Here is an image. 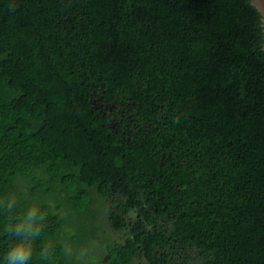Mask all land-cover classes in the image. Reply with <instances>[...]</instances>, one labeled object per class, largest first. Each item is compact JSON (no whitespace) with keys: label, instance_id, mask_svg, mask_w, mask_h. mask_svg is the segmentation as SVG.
I'll return each mask as SVG.
<instances>
[{"label":"trees","instance_id":"trees-1","mask_svg":"<svg viewBox=\"0 0 264 264\" xmlns=\"http://www.w3.org/2000/svg\"><path fill=\"white\" fill-rule=\"evenodd\" d=\"M259 21L250 0H0V261L37 205L30 264H264Z\"/></svg>","mask_w":264,"mask_h":264},{"label":"clouds","instance_id":"clouds-1","mask_svg":"<svg viewBox=\"0 0 264 264\" xmlns=\"http://www.w3.org/2000/svg\"><path fill=\"white\" fill-rule=\"evenodd\" d=\"M253 2L259 5V22L264 24V0ZM16 207L17 201L14 197L0 199V210L3 212L11 215ZM45 220L40 207L33 205L6 224L4 232L12 237V241L0 264H30L36 252L35 243L44 231ZM53 255L54 249L51 246L43 247L38 253L41 264H50Z\"/></svg>","mask_w":264,"mask_h":264},{"label":"rangeland","instance_id":"rangeland-1","mask_svg":"<svg viewBox=\"0 0 264 264\" xmlns=\"http://www.w3.org/2000/svg\"><path fill=\"white\" fill-rule=\"evenodd\" d=\"M93 196L92 202L90 203V208L93 211H96V225L98 226L96 234L102 238L112 239V240H119L125 233L124 230H115L113 229L108 221L105 219L104 214V201L103 199L96 194L95 192H91ZM72 232L70 228H68V233ZM98 253H91V256L96 257ZM80 258L83 260L86 258V251L82 250V253L79 255ZM92 258V257H91ZM94 259V258H92ZM130 264H145L142 259L134 258Z\"/></svg>","mask_w":264,"mask_h":264},{"label":"water","instance_id":"water-1","mask_svg":"<svg viewBox=\"0 0 264 264\" xmlns=\"http://www.w3.org/2000/svg\"><path fill=\"white\" fill-rule=\"evenodd\" d=\"M250 2H251L252 5L257 9V11L260 13V11H259V5H258V4H254L253 0H250ZM261 26H262V31H263V33H264V24H261ZM262 49H263V51H264V43H263V45H262Z\"/></svg>","mask_w":264,"mask_h":264}]
</instances>
